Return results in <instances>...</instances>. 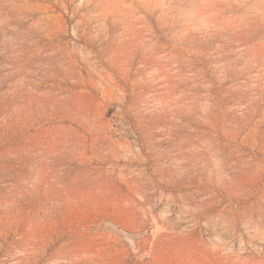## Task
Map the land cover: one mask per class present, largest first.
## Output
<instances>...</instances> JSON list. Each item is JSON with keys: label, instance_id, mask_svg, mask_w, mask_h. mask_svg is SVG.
I'll return each mask as SVG.
<instances>
[{"label": "rangeland", "instance_id": "rangeland-1", "mask_svg": "<svg viewBox=\"0 0 264 264\" xmlns=\"http://www.w3.org/2000/svg\"><path fill=\"white\" fill-rule=\"evenodd\" d=\"M0 264H264V0H0Z\"/></svg>", "mask_w": 264, "mask_h": 264}]
</instances>
